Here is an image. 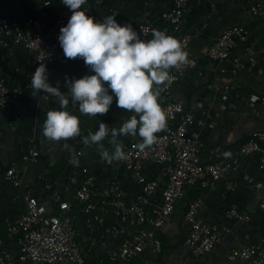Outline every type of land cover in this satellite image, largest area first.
Listing matches in <instances>:
<instances>
[{
    "label": "crops",
    "instance_id": "1",
    "mask_svg": "<svg viewBox=\"0 0 264 264\" xmlns=\"http://www.w3.org/2000/svg\"><path fill=\"white\" fill-rule=\"evenodd\" d=\"M87 1L95 13V20L115 15L121 25L131 23L135 28L147 22L153 30L169 32L161 16L173 0ZM258 2L264 5V0H187L184 5L180 34L190 36L187 52L197 65L179 77L172 88V98L183 101L186 112L195 117L189 133L199 135L202 163L229 160L232 149L240 140L254 131L264 130V107L258 102L264 92V16L249 13V7ZM65 9L68 8L60 0H0V17L7 19L13 29H21L31 18L51 24ZM233 25L243 27L248 35L246 45L234 52L245 65L234 76L230 61L213 63L206 57L207 49L222 30ZM30 58L31 54L19 43L10 41L5 47L0 44V78L10 88L21 90L15 103L0 110V215L6 214L11 219L17 217L23 211L25 195L37 197L56 210L58 200L73 198L77 182L82 178L79 169L84 167L95 181L92 195L95 210L85 212L82 205L73 202L77 242L84 264H113L108 253L117 251L123 239L144 226L132 216L122 221L114 215L107 204L109 185L117 182L127 205L134 203L141 194L140 187L119 161L111 164L102 161L95 145H84L80 137L54 142L43 135L47 112L60 110V105L55 97L45 100L42 90L40 94L32 95V89L27 85ZM64 70L70 78L77 79L94 74L82 59H69L65 67H57L51 76V86H59L61 92L68 91L62 77ZM226 80H231V89L225 88ZM158 103L162 106L160 95ZM253 107L259 112L256 116L252 115ZM67 110L79 117L81 137L94 133L101 122L119 128L131 115L127 110L117 108L115 99L109 112L97 114V117L81 116L72 105ZM118 139L123 148L130 142H140L139 137L120 136ZM109 140L110 137H106L102 143L111 149ZM65 143L68 148L64 147ZM216 148L219 151L212 154ZM30 151L38 152L39 156L35 161L23 162L22 157ZM72 160L78 163L73 164ZM11 162L17 167L20 180L17 187L5 180V167ZM143 174L159 184L158 190L144 205L146 215L152 217L161 207L165 178L161 168L152 163L143 165ZM227 181L237 184L234 191L226 188ZM200 197L203 199L200 217L204 222L216 225L221 234L211 252L194 258L185 248L186 199H181L156 231L161 247L147 248L127 264H240V261L226 260L227 254L245 246L257 247L264 256V168L260 156L242 157L235 171L226 173L213 188L203 189ZM231 207L250 215V221L240 224L229 219L226 213ZM18 252V237L1 232L0 257L16 263Z\"/></svg>",
    "mask_w": 264,
    "mask_h": 264
},
{
    "label": "built area",
    "instance_id": "2",
    "mask_svg": "<svg viewBox=\"0 0 264 264\" xmlns=\"http://www.w3.org/2000/svg\"><path fill=\"white\" fill-rule=\"evenodd\" d=\"M187 0H173L171 7L163 12L161 18L168 27V34L178 40L182 49L187 52L190 42L189 35L180 34L182 26V12ZM82 10L95 17L88 1L81 6ZM249 13L253 16H264V5L255 3L249 7ZM72 12L69 9L58 13L51 24L40 19H28L21 29H13L7 19L0 17V44L4 47L8 42L19 43L31 54L30 68L27 75L28 87H31L32 74L40 64H45L51 76L57 67H65L69 58L59 45L58 36L60 29L66 26ZM141 39H152L153 26L150 23H142L134 28ZM248 42V35L243 27L233 25L222 30L216 41L207 49L206 57L213 63L230 61L232 75L244 69L241 59L234 55L238 47H243ZM188 54V52H187ZM253 66V62L250 63ZM197 65L196 60L187 55L186 62L169 70V79L160 88V100L166 113L167 127L157 133L158 140L143 152L136 148V142H130L123 149L127 158L119 161L130 177L139 185L141 194L131 205H127L123 190L117 182L109 185L110 199L108 205L114 215L122 221L133 217L144 226L136 234L123 239L117 251L108 253V258L113 264H127L147 249L161 247L156 238V231L160 229L165 219L173 212L176 204L185 197L187 188L199 183L203 189H211L226 173L238 168L242 157L260 156L264 168V130H258L250 135V139L240 147L232 151L229 160H210L202 163L199 149L198 133H189V127L195 122L192 113L186 112L183 101L172 98V88L179 77L186 71ZM63 80L70 75L63 71ZM231 80H226V89H231ZM21 95V90L10 88L0 78V110L15 103ZM259 105L264 107V92L259 97ZM259 112L253 107L252 115ZM1 137V133H0ZM219 151L216 148L212 153ZM38 152L30 151L22 157L23 162L35 161ZM152 163L159 166L165 178V185L161 191V207L148 217L144 210L147 199L155 194L159 184L155 180L147 179L143 174V165ZM83 173L87 176L77 182L73 198L57 201L56 210L41 199L25 195L23 211L13 219H6V231L10 236H17L19 252L16 263L8 258L0 257V264H84L76 233L73 225V202L84 207L85 212L95 210L92 198L95 181L88 175L86 168ZM5 180L14 187L19 186L16 163L11 162L5 167ZM74 181V180H72ZM237 184L226 182V188L234 191ZM203 199H194L187 207L184 220L187 225V235L184 240L185 248L194 257H202L211 252L220 241V230L216 225H210L200 217V208ZM226 216L240 224L250 221V215L241 213L236 207H231ZM227 260L231 263L240 261V264H264V256L254 246H245L232 249L227 254Z\"/></svg>",
    "mask_w": 264,
    "mask_h": 264
},
{
    "label": "clouds",
    "instance_id": "3",
    "mask_svg": "<svg viewBox=\"0 0 264 264\" xmlns=\"http://www.w3.org/2000/svg\"><path fill=\"white\" fill-rule=\"evenodd\" d=\"M71 12L66 26L58 36L64 56L82 59L91 75L82 78L65 77L67 92L49 82L45 64L32 74V95L43 91L45 100L55 97L60 110L47 112L43 135L59 142L80 137L86 146L95 145L100 158L111 164L127 158L120 136L139 137L136 148L143 152L157 142V133L166 129V113L158 103L159 86L169 79V70L186 62L185 52L178 40L163 31L153 30L152 39L143 40L131 23L121 25L115 15L95 20L82 10L87 0H60ZM115 99L117 108L131 115L119 128L104 122L94 133L81 137L80 119L67 110L72 105L81 116L106 114ZM110 137L111 149L102 141ZM68 148L67 143L64 144ZM73 164L77 160L71 161Z\"/></svg>",
    "mask_w": 264,
    "mask_h": 264
},
{
    "label": "trees",
    "instance_id": "4",
    "mask_svg": "<svg viewBox=\"0 0 264 264\" xmlns=\"http://www.w3.org/2000/svg\"><path fill=\"white\" fill-rule=\"evenodd\" d=\"M235 52V51H234ZM255 132V131H254ZM253 133V132H252ZM251 135V134H250ZM250 135H248V136H246L245 138H243L242 140H240L239 141V143L234 147V149H232V150H235L236 148H238V147H240L242 144H244L245 142H247L249 139H250ZM55 167V166H54ZM54 167H52V171L54 172ZM83 169H84V167H81V169H79V171H80V173H81V176H82V178L80 179V181L81 180H83L86 176H87V174H85V173H83ZM189 190H188V192H187V195H186V197L185 198H183V199H186V209H187V207H188V205L194 200V199H196V198H198V197H200L201 196V191H203V188L200 186V184L199 183H197V184H195V185H193V186H191V187H189L188 188ZM185 194H186V191H185ZM185 212H186V210H185ZM11 219L10 217H8L6 214H2V215H0V233L1 232H7L6 231V225H5V220L6 219ZM206 223V222H205ZM208 224V223H207ZM210 225H212V224H210ZM188 251V250H187ZM189 252V251H188ZM189 254H190V252H189ZM191 255V254H190ZM192 257H194V256H192ZM194 258H200V257H194ZM227 260V259H226Z\"/></svg>",
    "mask_w": 264,
    "mask_h": 264
}]
</instances>
